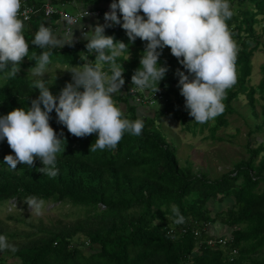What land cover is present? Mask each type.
I'll return each instance as SVG.
<instances>
[{
  "label": "trees",
  "instance_id": "trees-1",
  "mask_svg": "<svg viewBox=\"0 0 264 264\" xmlns=\"http://www.w3.org/2000/svg\"><path fill=\"white\" fill-rule=\"evenodd\" d=\"M234 2H238L237 6ZM56 3L63 7L58 8ZM111 3L112 0H22L23 6L33 4L34 7L23 29L29 55L21 63L17 78L4 80L0 73V116L16 108L27 109L31 101L39 97V90L32 87L35 79L29 73L36 64L33 52L40 54L50 50L51 63L60 62L58 65L68 70L65 84L57 79L50 83L45 81L54 96L72 82L74 67L85 63L94 66L96 54L88 51V41L82 33L92 31L97 24H106L104 14ZM229 3L233 15L226 23L238 47L237 82L227 90L223 100L225 110L214 119L213 125L211 121L197 123L189 115L176 71L188 73L170 48L162 50L159 61L169 69L156 85L163 92L162 107L151 106L149 101L138 103L136 97L132 98L126 85H133L132 76L141 66L146 42L139 38L131 42L122 26L113 25L105 29V35L128 46V51L116 60L124 68L125 84L113 99L125 118L143 119L142 133L137 136L125 132L115 149L90 152L98 135L73 136L58 123L53 111L50 124L58 135L63 133L60 138L65 141L57 154L58 174L51 178L37 171L43 167L39 158L32 168L19 164L12 170L4 163V157L15 153L6 139L0 141V205L12 200L20 203L35 196L44 202L70 205L78 213L83 212L73 223L59 220L54 226L42 221L38 225L27 223L20 213L9 215L10 221L21 222L34 230L17 246L10 264H185L188 259H194V264H264V142L257 141L258 147L252 149L249 144L248 159L236 162L231 171L211 178L208 170L196 169L189 159L180 161L179 139H169L170 129L160 123L163 117L174 122L179 120L188 129V124L192 123V135L197 134V129L203 133L208 128L211 138L222 140L217 132L230 124L227 116L234 112L231 103L242 94L253 106L256 89L264 96V79L257 88L250 86L252 58L258 46L264 44V0H229ZM47 6L57 12L47 15ZM94 11L102 15H85ZM62 12L67 16L64 21ZM41 24L51 27L56 35L61 34L59 30H72L79 35L73 36L71 45L40 49L32 45V40ZM256 25L260 26L261 34H256ZM102 67L107 70L108 65ZM139 96L148 99L145 92ZM140 106L152 109V115L139 117ZM263 128L259 125L250 130V134ZM214 201L217 204L230 202V205L214 216L209 209ZM173 206L186 219L183 223H175L178 217L172 211ZM218 221L228 230L218 238L229 236L233 239L228 247H212L207 243L213 238L209 228ZM194 223L196 227L208 225L209 228L196 236ZM183 227L189 231L180 236L178 232ZM169 229L177 230V239H171ZM199 242H203L200 248ZM233 248H238L240 255L232 261Z\"/></svg>",
  "mask_w": 264,
  "mask_h": 264
},
{
  "label": "clouds",
  "instance_id": "clouds-1",
  "mask_svg": "<svg viewBox=\"0 0 264 264\" xmlns=\"http://www.w3.org/2000/svg\"><path fill=\"white\" fill-rule=\"evenodd\" d=\"M29 9L34 10L33 4L23 6L22 0H0V73H3L4 80L17 78L21 63L29 55V44L23 34V18H27L28 22L31 13ZM95 12L100 11L93 13ZM101 15L100 12L91 17ZM232 15L229 0H112L110 11L104 14L106 24H97L92 31L85 33L88 51L96 54L94 66L92 63H85L74 67L71 71L72 82L58 96L52 94L43 79L35 80L32 87L38 89L40 94L31 101V107L16 108L7 115L0 116V141L6 139L15 153L14 156H5L4 163L12 170L19 164L32 168L39 158L43 167L37 169L38 172L50 178L58 174L55 166L57 154L62 151V142L65 140L60 138L63 133L58 135L50 124V114L53 111L58 117V123L65 126L73 136L84 138L92 134L98 135L90 152L115 149L125 132L137 136L142 133L143 119L133 121L125 118L122 109L113 99L114 94L120 92L125 84L124 68L116 60L128 51L124 42H117L113 36L105 35V29L113 25L122 26L131 42L134 43L137 38L146 42L140 58L141 66L132 76L133 85H126L132 98L136 97L138 103L149 101L151 106L161 103L163 92L156 85L165 78L169 69L161 66L159 61L162 50L170 48L171 54L188 73L179 69L176 71L180 94L185 98L189 115L197 123L215 119L225 110L223 100L227 90L237 82L238 47L226 23ZM77 35L79 34H73L72 30L56 35L51 27L41 24L32 45L40 49L62 48L66 44L71 45L73 36ZM51 56L50 50L40 54L33 52L36 64L29 73L43 77L51 64ZM105 64L108 65L107 70L102 67ZM67 79L68 74L65 75L64 84ZM250 86L254 87L251 82ZM142 92L147 93V100L139 96ZM257 92L259 89H256V94ZM240 98L250 101L246 95H239L231 103L234 112L235 102ZM255 103L250 105L255 108ZM177 122L182 124L179 120ZM183 126L184 130L191 132L187 126ZM189 157L192 156L187 155V159ZM9 203H23V207L28 205L39 215L44 203L50 202L29 196L20 203L16 200ZM172 211L178 217L175 223H183L184 217L179 214V210L173 206ZM208 228V225L206 228L202 227L201 231ZM27 234L20 236L21 241L16 243L14 239L19 237L16 233L7 229L0 231V264H10L11 256L17 246L25 241ZM178 234L183 235L182 229ZM178 234L176 229L168 230L172 240L177 239ZM223 239L229 240L227 245L219 243ZM210 240L218 243L215 247H228L233 239L229 236H213ZM202 243L199 242L198 248ZM234 250L238 254L233 259ZM239 255L238 248L231 249V260L238 259ZM189 262L194 264V259H188L185 264Z\"/></svg>",
  "mask_w": 264,
  "mask_h": 264
},
{
  "label": "rangeland",
  "instance_id": "rangeland-1",
  "mask_svg": "<svg viewBox=\"0 0 264 264\" xmlns=\"http://www.w3.org/2000/svg\"><path fill=\"white\" fill-rule=\"evenodd\" d=\"M237 4L238 2L233 3L234 6H237ZM56 6L62 8L61 3H56ZM107 11L109 12L110 9ZM93 14L94 13H91L90 15ZM96 14H99V12H96ZM63 15L64 18L67 19L64 12ZM23 21L24 25H26L27 18L24 17ZM254 27L256 34L262 33L259 25ZM77 29L79 30V26ZM59 32L61 34L64 33L61 30H59ZM82 35H85L84 32ZM57 63L61 64L60 62ZM58 64L51 63L43 77L33 76V78L35 80L43 79L46 83H50L57 79L59 82L63 83L65 81V75L68 74V70ZM252 66L253 72L250 77V82L251 85L257 88V85L264 79V44L258 46V50L252 58ZM255 97V108H253L245 98H240L235 102L234 107L236 111L232 115L227 116L230 124L227 127H222L217 132V136L222 137V140L211 138L208 128H205L203 133L197 130V134L194 136L192 132L189 133L187 130H184V126L179 122L163 118L160 123L165 129H170L168 130L170 132L169 139L177 137L181 144L178 149V158L180 161L183 163L187 159V155L193 153V156L188 159L194 163V167L200 170H208L210 172V177L216 178L223 173L231 171L236 162L242 159H248L250 155L248 150L249 144L252 149L253 147H258L257 141L264 142V128L261 131H255L250 134V130L256 127L258 128L259 125L264 126V96H262L259 91ZM156 106L162 107L159 103ZM152 113V109L140 108L139 117L152 115ZM210 121V125L215 123L214 119ZM188 125L190 126L188 130H194L192 123ZM262 157L261 155L258 161L261 160ZM227 205H230V202L217 204V202L214 201L210 204L209 209L213 212L211 214L215 216L220 209L225 208ZM19 213L20 217L24 218L27 223L38 224L39 221H42L44 224L52 226L59 220L73 223L83 216V212L78 213L74 207L60 203H45L39 215L33 212V209L28 205L23 207V203L0 205V231L7 229L11 233H16L19 236L14 239L16 243L21 241L20 236L32 231L29 225L7 220L9 215L17 216ZM219 222L220 221L211 225V232H214L213 228H222V230L228 232L225 227L223 228V226L219 225Z\"/></svg>",
  "mask_w": 264,
  "mask_h": 264
},
{
  "label": "built area",
  "instance_id": "built-area-1",
  "mask_svg": "<svg viewBox=\"0 0 264 264\" xmlns=\"http://www.w3.org/2000/svg\"><path fill=\"white\" fill-rule=\"evenodd\" d=\"M31 12H33V9H29ZM54 12H57L53 7H50V6H47L46 7V14L47 15H50V14H52V13H54ZM91 13H93V12H90V13H88V12H86L85 13V15H87V14H91ZM100 13V12H99ZM62 14V16L64 17V15H63V12L61 13ZM95 14V16L96 15H98V14H96V12L94 13ZM62 17V20L64 21V20H66V18H63ZM186 219H184V221H185ZM206 226L207 225H203V227L204 228H206ZM202 230V228H200V227H196L195 226V223H194V226H193V233H194V235H196V236H198V235H200V231ZM189 230H188V228H186V227H183V229H182V233L183 234H186L187 232H188ZM228 242H229V240H220L219 241V243L220 244H223V245H227L228 244ZM209 245H211L212 247H215V246H217L218 245V243L215 241V240H209L208 242H207ZM238 254V251L237 250H234L233 252H232V255H233V259H234V257L236 256ZM232 259V260H233ZM188 264H193L192 262H189Z\"/></svg>",
  "mask_w": 264,
  "mask_h": 264
},
{
  "label": "crops",
  "instance_id": "crops-1",
  "mask_svg": "<svg viewBox=\"0 0 264 264\" xmlns=\"http://www.w3.org/2000/svg\"><path fill=\"white\" fill-rule=\"evenodd\" d=\"M213 231L214 232H211V235L219 236V237L222 236L224 233H226V231L222 230V228H218V229L213 228Z\"/></svg>",
  "mask_w": 264,
  "mask_h": 264
}]
</instances>
